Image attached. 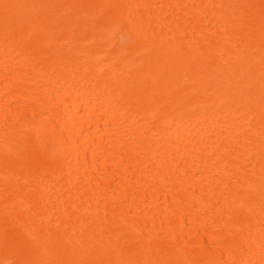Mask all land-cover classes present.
<instances>
[{
	"label": "bare ground",
	"instance_id": "obj_1",
	"mask_svg": "<svg viewBox=\"0 0 264 264\" xmlns=\"http://www.w3.org/2000/svg\"><path fill=\"white\" fill-rule=\"evenodd\" d=\"M0 264H264V0H0Z\"/></svg>",
	"mask_w": 264,
	"mask_h": 264
}]
</instances>
